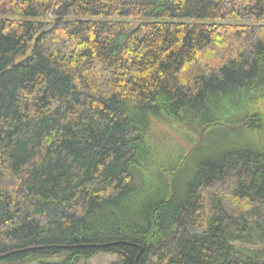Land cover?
Instances as JSON below:
<instances>
[{
	"label": "trees",
	"instance_id": "obj_1",
	"mask_svg": "<svg viewBox=\"0 0 264 264\" xmlns=\"http://www.w3.org/2000/svg\"><path fill=\"white\" fill-rule=\"evenodd\" d=\"M260 135L264 0H0L1 264H264Z\"/></svg>",
	"mask_w": 264,
	"mask_h": 264
},
{
	"label": "rangeland",
	"instance_id": "obj_2",
	"mask_svg": "<svg viewBox=\"0 0 264 264\" xmlns=\"http://www.w3.org/2000/svg\"><path fill=\"white\" fill-rule=\"evenodd\" d=\"M29 52L30 47L25 54L18 55L15 58V62L22 60L27 54H29ZM180 127H182L180 124L168 121V119L152 121L151 133L152 139L154 141V148L156 147V154L160 153L164 160H168L169 158V162H171L179 156L182 158L183 156H188L191 151L192 158L214 156L222 151L218 146L221 141L218 138L211 147H207L206 144H203V146L200 147L198 150L193 151L195 146L198 145L199 142L204 139L202 137V134L199 132V130H193V132L192 130H187V132L184 129H181ZM248 136L254 139V137H252L250 134ZM263 136L264 135H260L259 137ZM234 138L235 136L228 135L226 141L228 142ZM204 143H206V141ZM193 170L194 164L191 163L190 171L192 172ZM115 259L116 256L113 254L100 252L91 258L81 260L80 264H112ZM22 264L36 263L30 259H27Z\"/></svg>",
	"mask_w": 264,
	"mask_h": 264
},
{
	"label": "water",
	"instance_id": "obj_3",
	"mask_svg": "<svg viewBox=\"0 0 264 264\" xmlns=\"http://www.w3.org/2000/svg\"><path fill=\"white\" fill-rule=\"evenodd\" d=\"M60 17H61V16H60ZM60 17H58L56 21H58V20L60 19ZM101 246H104V245H101ZM27 249H31V248H27ZM138 249H139V252H138V254H137V257H136V260H135V264H137V263H136V262H137V258H138V256L140 255V253L143 251V246L138 245ZM10 253H12V252H10ZM10 253L0 254V257H5V256L9 255Z\"/></svg>",
	"mask_w": 264,
	"mask_h": 264
},
{
	"label": "bare ground",
	"instance_id": "obj_4",
	"mask_svg": "<svg viewBox=\"0 0 264 264\" xmlns=\"http://www.w3.org/2000/svg\"><path fill=\"white\" fill-rule=\"evenodd\" d=\"M137 257V256H136Z\"/></svg>",
	"mask_w": 264,
	"mask_h": 264
}]
</instances>
